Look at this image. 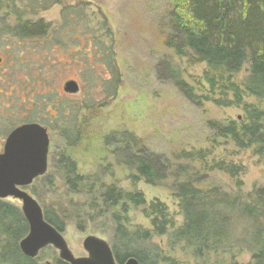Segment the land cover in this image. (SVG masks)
<instances>
[{
    "label": "rangeland",
    "instance_id": "obj_1",
    "mask_svg": "<svg viewBox=\"0 0 264 264\" xmlns=\"http://www.w3.org/2000/svg\"><path fill=\"white\" fill-rule=\"evenodd\" d=\"M31 3L30 0L23 3L18 0L16 6L21 10ZM66 8H72L74 14L82 9L84 17L75 16V19L80 25L84 21V26L65 25L68 21L62 14ZM170 10V3L166 0H62V5L47 11L37 10L35 15L26 16L33 24L41 21L45 31L41 36L24 39L14 36L13 19L7 16L9 9L0 3V153L11 123L20 124L35 115L48 129L47 172L24 190L39 204L42 212L45 208L54 207L70 214L61 235L74 258L87 257L81 243L90 236L104 240L111 247L112 223L109 213H104L107 211L105 208L99 212L90 211V198L72 195L68 191L61 172L56 168L60 157L72 158L81 175L97 173L102 180L109 184L113 182L118 189L141 193L146 206L160 202L177 225L182 219L178 201L170 191L176 180L177 183L188 181L195 187L212 186L226 195L238 196L246 203H251L250 197L256 190L264 188V153L257 155L253 148L239 151L226 140H216L215 131L209 124L240 123L244 120L242 109L215 107L211 102L194 105L166 76L167 67L176 68L178 76L192 88L193 94L212 97L203 82L206 65L191 64L185 58H177L162 44L170 34ZM103 22L109 29L110 38L103 31ZM79 33L83 37H77ZM95 36L100 39L94 46L88 41ZM103 47L111 50L121 79L113 98L108 97L105 86L110 77L108 70L101 58H97ZM90 68L94 77L89 84L87 78H83V82L82 75H85V69L87 72ZM248 69L245 64L234 82L238 84L244 80L249 74ZM68 80L80 84L81 92L73 97L64 96L61 92L62 85ZM53 98L60 108L69 109L70 105L74 110L87 103L99 106L96 114L89 116L90 120L80 130L81 141L73 148L66 147L65 140L59 135L64 124L74 128L72 111L65 109L62 113L58 110V115H52L55 108L51 109L50 102L54 101ZM43 102L50 108L45 109ZM244 102L264 109V101L258 103L249 97ZM79 112L85 114L84 111ZM58 119L60 124H57ZM125 134L135 138L139 144L135 147L138 149L131 145L130 154H138L143 149L152 162L169 165L165 181L155 186L144 181L131 185L127 180L129 172L123 165L127 156L123 152L124 147L115 144ZM197 151L210 152L207 163L232 164L242 173L238 177H230L215 170L208 172L200 163L180 158L182 153L194 154ZM186 165L191 167L181 176L178 168ZM31 190L36 192L34 196ZM3 202L20 209L16 201ZM129 210L131 226L150 229V222L143 218L142 210ZM235 228L236 234L232 238L242 237L239 228ZM165 241L166 238L153 239L162 252L178 264H197L178 250L169 251ZM249 259L250 254L245 250L238 261L246 264ZM33 261L36 264H55L59 257L52 247H47Z\"/></svg>",
    "mask_w": 264,
    "mask_h": 264
},
{
    "label": "trees",
    "instance_id": "obj_2",
    "mask_svg": "<svg viewBox=\"0 0 264 264\" xmlns=\"http://www.w3.org/2000/svg\"><path fill=\"white\" fill-rule=\"evenodd\" d=\"M17 1L0 0V3L6 4L9 9L7 16L13 19L11 27L14 36L24 39L41 36L45 31L41 21L33 24L27 15L62 5V0H30L31 6L27 5L20 10L16 6ZM25 1L29 0H21L22 3ZM166 1L171 6L168 15L170 34L162 44L172 50L177 58H185L191 64L206 65L203 82L212 97L193 94L192 88L178 76L176 68L167 67L166 76L174 81V85L194 105L211 102L215 107H240L244 117L240 123H209L215 131L214 138L228 141L239 151L253 148L257 155H263L264 109L249 105L244 99L252 97L258 103L264 101V0ZM73 11L72 8L63 10V18L68 21L65 25L72 23V26L77 24L81 27L84 21L80 25L75 16L83 18L85 14L82 9H78L75 14ZM101 25L105 35L110 38L106 24L103 22ZM77 37L83 36L79 33ZM98 39L95 36L88 43L95 46ZM112 56L111 50L105 47L97 54L110 76L105 81L110 98L116 95L121 85ZM245 64L249 66V74L237 84L234 78ZM90 69L87 72L85 69V75H82V80L87 78L89 84L94 77L93 69ZM98 108V105L88 103L78 110L75 108L72 111L74 128L65 124L60 130L58 128L66 147L73 148L81 141L80 130ZM80 110L85 111V114L77 113ZM60 111L63 113V110ZM35 120L36 117H30L27 121ZM56 121L60 124L59 119ZM20 124L11 123L8 131ZM115 144L124 147L123 152L127 156L123 165L129 172L127 180L131 185L144 181L155 186L165 181L169 165L152 162L143 149L138 154H130L131 145L133 149H138L135 148L139 145L135 138L125 134ZM209 155L210 152L197 151L194 154L182 153L180 158L198 162L208 172L215 170L230 177H238L242 173L239 167L232 164L207 163ZM190 167L179 166L180 175L184 176ZM56 168L61 172L64 184L72 195L90 198L88 210L99 212L105 208L107 211L104 213H109L112 223L111 252L118 264L129 258L138 264H178L153 242L157 237L166 238L169 251L178 250L197 264H244L238 259L245 250L250 254V261L246 264H264V188L256 190L250 197L251 203H246L238 196L226 195L212 186L195 187L188 181L177 183L176 180L170 191L171 196L178 201L177 207L182 219L177 225L168 209L160 202L155 201L146 206L145 199L137 191L118 189L113 182L106 183L97 173L81 175L72 158L60 157ZM103 171L106 173L105 169ZM30 193L32 196L36 194L33 190ZM130 208L142 210L143 218L150 222V229L131 226L128 219ZM43 214L45 222L60 234L70 219L69 213L65 210L57 211L54 207L45 208ZM235 227L239 228L242 237L232 238L236 234ZM26 233L27 226L19 210L0 201V264H36L24 258L18 248V243ZM55 264L64 263L59 260Z\"/></svg>",
    "mask_w": 264,
    "mask_h": 264
},
{
    "label": "water",
    "instance_id": "obj_3",
    "mask_svg": "<svg viewBox=\"0 0 264 264\" xmlns=\"http://www.w3.org/2000/svg\"><path fill=\"white\" fill-rule=\"evenodd\" d=\"M62 90L70 95L79 93L76 81L65 82ZM48 146L45 127L24 124L9 132L0 153V201H16L27 226V233L18 243L21 255L35 260L41 250L52 247L64 264H118L110 245L95 236L81 243L87 257L74 258L63 236L45 222L39 204L24 190L46 174ZM122 264L138 263L129 258Z\"/></svg>",
    "mask_w": 264,
    "mask_h": 264
},
{
    "label": "flooded vegetation",
    "instance_id": "obj_4",
    "mask_svg": "<svg viewBox=\"0 0 264 264\" xmlns=\"http://www.w3.org/2000/svg\"><path fill=\"white\" fill-rule=\"evenodd\" d=\"M32 38H35V36H31ZM30 38V37H29ZM0 64H2V59L0 58ZM68 81H75V80H68ZM77 82V81H76ZM64 85V84H63ZM63 85H62V87H63ZM77 85H78V92L80 93L81 91H80V84L77 82ZM62 87H61V92H63V90H62ZM63 94H64V96H69V97H73V96H75L76 94H73V95H70V94H67V93H65V92H63ZM54 99V98H53ZM56 100L54 99V101L52 102H50L51 103V109H53V108H55V109H53V111H54V114H52V115H58L57 113H58V110H63V112L65 111V109H67L66 107H63V108H60L57 104H55L56 102H55ZM42 104H44L43 105V107L45 108V109H49L50 108V106H49V104L48 103H46V102H43ZM82 105V104H81ZM80 105V106H81ZM78 108H79V106L76 108L77 110H78ZM69 109L71 110V111H73V108H70V105H69ZM69 109H67V111H69L70 112V110ZM52 111V110H51ZM81 111V110H80ZM83 111V110H82ZM85 112V111H84ZM47 113H48V111H47ZM77 113H78V111H77ZM80 113V112H79ZM70 114H72V113H70ZM52 115H50L49 114V116H51L52 117ZM30 117H37V116H35V115H32V116H30ZM30 117H28V118H30ZM27 118V117H26ZM24 124H36V125H38V126H43V125H41V122L39 121V119L37 118V120H35V121H27V120H24L23 121V123L22 124H20V125H24ZM20 125L19 126H17L16 128H18V127H20ZM43 127H45V126H43ZM46 128V127H45ZM15 129V128H14ZM47 129V128H46ZM12 131V130H11ZM47 132H48V129H47ZM8 135V134H7ZM6 135V136H7Z\"/></svg>",
    "mask_w": 264,
    "mask_h": 264
}]
</instances>
